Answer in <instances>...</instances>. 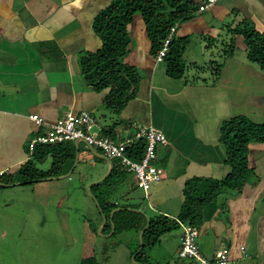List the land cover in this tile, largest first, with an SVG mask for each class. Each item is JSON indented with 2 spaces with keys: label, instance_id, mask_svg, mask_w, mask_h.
<instances>
[{
  "label": "crops",
  "instance_id": "1",
  "mask_svg": "<svg viewBox=\"0 0 264 264\" xmlns=\"http://www.w3.org/2000/svg\"><path fill=\"white\" fill-rule=\"evenodd\" d=\"M110 3L0 0V174L17 172L33 157L30 141L67 112H88L100 134L113 139L130 135L134 124L153 126L164 133L168 144L157 150L164 170L162 181L148 192L141 190L150 215L124 206L112 213L127 209L138 217L131 226L142 233L150 219L178 217L187 182L221 180L227 175L226 150L220 141L222 122L246 115V109L264 110V71L248 60L243 36L232 32L247 25L264 34V0H219L214 10L197 12L190 21L177 25L173 35L189 39L181 79L169 77L167 64L151 55L144 21L135 15L127 27L130 51L123 62L135 68L141 79L136 96L119 113L105 108L108 91L95 92L79 67L81 54L96 52L102 46L93 20ZM30 116L42 118L45 126L36 127ZM61 143H72L76 150V142ZM80 144L84 145L79 143L78 151ZM86 148L106 163L108 176L112 170L109 162ZM248 148L249 168L256 169V161H264V143H250ZM62 176L39 182L61 180ZM131 181L132 190H137L134 178ZM17 185L21 184L8 187ZM263 197L264 175L252 178L240 193L223 190L206 205L200 225L195 227L202 236L200 243L197 240L202 256L211 261L223 246L229 264H254L247 254L254 232L255 258H264ZM179 228L181 243L183 231ZM175 233L162 235L154 245L160 248L157 253L163 262L171 256L173 240L178 241Z\"/></svg>",
  "mask_w": 264,
  "mask_h": 264
},
{
  "label": "trees",
  "instance_id": "2",
  "mask_svg": "<svg viewBox=\"0 0 264 264\" xmlns=\"http://www.w3.org/2000/svg\"><path fill=\"white\" fill-rule=\"evenodd\" d=\"M198 8L197 0H111L108 7L98 12L93 20V30L100 38L102 46L96 52L81 54L79 67L83 79L95 92L108 91L104 100L106 109L119 113L136 96L140 74L135 68L123 62L130 51L131 40L127 27L134 16L139 14L142 17L151 42L150 53L156 57L171 28L193 19ZM232 32L243 36L248 60L264 71V34L247 25ZM188 44L189 39H179L172 35L169 50L163 60L167 64L169 77L174 79L183 77L185 72L183 54ZM220 141L226 150V164L229 166L227 175L221 180L198 179L187 182L178 217L170 220L166 216H159L149 220V226L143 233V236L148 235L151 240L149 247H153L162 235L176 226L188 224L198 227L202 209L223 190L240 193L244 186L252 181L254 169L249 168L248 146L250 143H264V122L254 123L243 115L229 118L220 126ZM72 145V143L37 145L33 157L17 172L0 174V177L8 179L7 182L0 181V184L25 185L67 174L68 171L65 170L73 166L72 160L76 154ZM137 148L139 154L142 153L143 143ZM47 157L52 158L51 167L45 171L37 168L36 162H42ZM121 173L123 172L113 166L107 178ZM99 197L100 199L95 198L101 209L102 201L106 204L108 212L116 209L115 205L105 201V196ZM118 213L125 215L129 212L124 208L113 214L111 223L114 225V231L132 225L125 222L124 216L119 217L116 222ZM107 227L106 222L103 230Z\"/></svg>",
  "mask_w": 264,
  "mask_h": 264
},
{
  "label": "rangeland",
  "instance_id": "3",
  "mask_svg": "<svg viewBox=\"0 0 264 264\" xmlns=\"http://www.w3.org/2000/svg\"><path fill=\"white\" fill-rule=\"evenodd\" d=\"M244 111L252 122H264V110ZM92 158L93 154L80 144L77 160L75 154L73 166L66 168L63 179L0 187V264H200L178 257L175 248L180 245L181 231L177 226L171 232H176L179 240H173L166 262L157 253L158 246L149 247L148 235H141L133 227L136 215L118 213L116 222L124 216L127 224L134 225L114 231V210L108 212L104 201L101 209L95 197L105 196V201L116 205V209L139 208L150 215L149 205L141 190H132L131 174L107 178L106 163ZM51 164V157L36 162L37 168L44 171ZM256 164L254 179L264 175V161L257 160ZM0 181L8 179L0 177ZM105 222L108 227L103 230ZM197 240L200 243L202 236ZM255 248L253 232L247 243V254L252 257L249 261L264 264L263 257L255 258Z\"/></svg>",
  "mask_w": 264,
  "mask_h": 264
},
{
  "label": "built area",
  "instance_id": "4",
  "mask_svg": "<svg viewBox=\"0 0 264 264\" xmlns=\"http://www.w3.org/2000/svg\"><path fill=\"white\" fill-rule=\"evenodd\" d=\"M219 0H200L198 13L206 10H214ZM177 25L171 28L170 34L163 42L156 60L161 62L169 50V42L176 30ZM36 127L44 125L42 118L30 116ZM44 134L30 141V154L34 152L36 145H54L61 142L83 143L93 151L99 152L117 170L131 174L134 177L135 185L143 192H148L153 184L159 183L164 177L163 167L158 163L157 150L160 146L167 145V138L163 132L150 125L134 124L131 127L130 135L113 139L100 134V127L96 120L88 113L81 112L74 115L65 113L55 123L46 126ZM143 143V152L139 154L137 148ZM183 231L180 247L178 249L179 258L193 259L200 264H229L230 259L227 251L222 246L218 249L213 260H208L202 256L197 238L199 230L188 224L180 225ZM241 251L244 247L240 248Z\"/></svg>",
  "mask_w": 264,
  "mask_h": 264
},
{
  "label": "water",
  "instance_id": "5",
  "mask_svg": "<svg viewBox=\"0 0 264 264\" xmlns=\"http://www.w3.org/2000/svg\"><path fill=\"white\" fill-rule=\"evenodd\" d=\"M78 142H76V151H78ZM78 154V153H77ZM77 154H76V160H77ZM110 164V163H109ZM111 165V164H110ZM0 186H3V187H8V186H11V185H5V184H0ZM149 223H147V227H148ZM144 231L141 233V235H143Z\"/></svg>",
  "mask_w": 264,
  "mask_h": 264
}]
</instances>
